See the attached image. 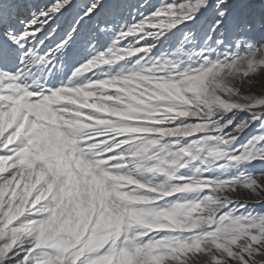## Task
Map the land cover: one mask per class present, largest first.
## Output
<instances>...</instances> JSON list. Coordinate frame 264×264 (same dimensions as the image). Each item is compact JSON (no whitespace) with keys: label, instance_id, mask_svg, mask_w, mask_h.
Wrapping results in <instances>:
<instances>
[{"label":"snow or ice","instance_id":"6c2138e0","mask_svg":"<svg viewBox=\"0 0 264 264\" xmlns=\"http://www.w3.org/2000/svg\"><path fill=\"white\" fill-rule=\"evenodd\" d=\"M0 264H264V0H0Z\"/></svg>","mask_w":264,"mask_h":264}]
</instances>
